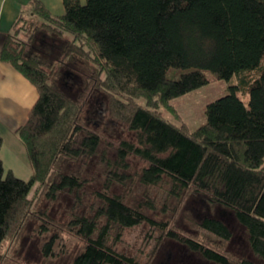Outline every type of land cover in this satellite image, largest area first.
Returning <instances> with one entry per match:
<instances>
[{"label":"trees","instance_id":"16d2710c","mask_svg":"<svg viewBox=\"0 0 264 264\" xmlns=\"http://www.w3.org/2000/svg\"><path fill=\"white\" fill-rule=\"evenodd\" d=\"M62 2L64 13L54 15L30 1L0 49V59L37 90L15 130L30 176L5 169L0 158V264L5 243L11 249L35 220L41 234L54 231L40 247L45 262L66 252L67 232L82 242L69 264H139L108 240L111 228L146 223L214 264H257L228 253L231 230L219 217L203 215L196 234L150 217L152 204L127 195L132 180L147 190L164 186L165 201L178 211L193 194L224 207L264 261V0ZM74 62L80 74L70 73ZM204 70L224 80L236 75L237 83L205 105V120L193 129L168 120L160 108L206 85ZM69 73L81 76L79 85ZM237 89L247 92V104ZM92 92L105 97L106 114L133 140L117 141L111 152L103 146L101 131L83 118ZM131 157L143 162L133 172ZM62 198L71 205L61 223L38 203Z\"/></svg>","mask_w":264,"mask_h":264},{"label":"rangeland","instance_id":"374dc122","mask_svg":"<svg viewBox=\"0 0 264 264\" xmlns=\"http://www.w3.org/2000/svg\"><path fill=\"white\" fill-rule=\"evenodd\" d=\"M47 50H53L52 52H55V48L52 49V47ZM81 68L82 66L77 62L68 65V69L71 71L70 73L80 74ZM70 73L66 78L70 79L71 77L79 85L81 76ZM204 73L209 80L206 85L171 99L169 102L171 105L170 109L160 108V111L168 120L178 124L183 123L193 129L205 120V105L229 92V86L237 83L236 75H233L229 80H224L217 78L209 70H204ZM236 92L247 104V92L239 89ZM87 100L86 112L83 116L84 121L89 127L101 131L103 146L108 151L111 152L114 148L112 146L116 145V142L121 139H134V133L132 131H128L126 126L106 114V102L102 94L99 95L92 92V94L88 95ZM4 138L5 144L11 145L10 148L13 152L10 155H5V169H11L14 174L27 179L30 176L31 168L22 144L18 142L15 136L9 133H5ZM128 161L131 164L132 172L136 171L143 163L132 157ZM132 183L129 182L126 184L127 192H129L127 193L128 197H132L135 201L138 199L142 203L149 202L148 205L152 204V207L145 209V212L150 217L162 222L169 221L173 223L174 221L175 226L184 234L191 233L192 231L196 234V221L200 220L205 214L219 217L231 230L230 240L227 241L225 246L228 253L244 255L257 264H264V261L250 252L245 229L234 220L232 214L228 210H225L224 207L209 205L204 196L193 194L184 201L180 211H178L177 208L175 210V202L165 201L166 188L164 186L152 187L147 190L138 185L134 180H132ZM114 188L116 192H125L122 186L115 185ZM35 190L36 185H32L28 195L34 197ZM141 196H144L145 200H142ZM87 198L85 197L84 200ZM88 200L84 203H87ZM40 201L38 204L41 208L46 209L49 215L61 223L65 221L68 215L67 209L71 205L69 199L62 198L53 203ZM38 226V221L36 220L29 222L27 227L20 233L16 243H12L13 246L11 249L5 250L8 246V241L5 243L3 249L5 262L3 264H69L71 255L80 248L82 242L78 238L67 234V232H62L63 241L66 240L65 242L67 244L64 247L66 252L61 253L57 259L53 258L50 262H45L40 247L43 241L48 238V235L54 231L51 229L50 233L41 234ZM161 233L162 231L159 228H152L146 223L123 230H118L115 227L111 228L108 242L117 251L134 257L139 264H214L205 260L198 253L191 252L181 243L172 239L163 238L160 235ZM207 239L209 240V238ZM204 240L208 243L206 239ZM58 250L59 246L56 247V251Z\"/></svg>","mask_w":264,"mask_h":264},{"label":"crops","instance_id":"0c3cea01","mask_svg":"<svg viewBox=\"0 0 264 264\" xmlns=\"http://www.w3.org/2000/svg\"><path fill=\"white\" fill-rule=\"evenodd\" d=\"M30 1L32 0H0V49L5 34L18 18L22 9L29 7ZM38 1L54 15L64 13L62 0ZM36 99L37 90L35 86L11 64L0 59V135L3 137L0 158L4 167L5 155L13 153L10 148L11 145L5 144V133L17 138L15 130L26 121L29 110ZM17 140L20 142L18 138Z\"/></svg>","mask_w":264,"mask_h":264}]
</instances>
